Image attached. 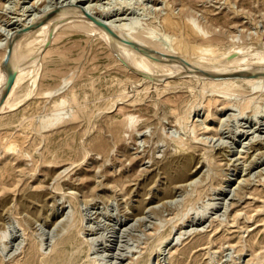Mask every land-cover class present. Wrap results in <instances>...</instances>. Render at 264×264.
Instances as JSON below:
<instances>
[{
	"label": "rangeland",
	"instance_id": "1",
	"mask_svg": "<svg viewBox=\"0 0 264 264\" xmlns=\"http://www.w3.org/2000/svg\"><path fill=\"white\" fill-rule=\"evenodd\" d=\"M71 4L107 28L186 34L203 59L264 44V0H0V44ZM68 27L36 85L19 86L32 94L0 114V264H264V95L202 89L192 73L153 83Z\"/></svg>",
	"mask_w": 264,
	"mask_h": 264
},
{
	"label": "bare ground",
	"instance_id": "2",
	"mask_svg": "<svg viewBox=\"0 0 264 264\" xmlns=\"http://www.w3.org/2000/svg\"><path fill=\"white\" fill-rule=\"evenodd\" d=\"M78 2L77 4H79ZM67 7H68L67 9L63 8L64 10L62 11H58V12L55 11L56 13L54 14L50 13V15H47L46 18L44 17L45 19H42L40 21L37 20L38 22L36 21V23L33 22L32 23L33 25H31L27 29L25 28V32L23 31L24 29L22 30L23 31L22 34L18 35L17 31L14 32L16 34H13V35L9 34L8 37H5L6 43L3 42L2 44H0V50L2 51V53L0 52V114L10 113L16 110L18 105L21 102H23V99H25L26 97H29V95L32 94V93L27 94V95L25 94L26 96L21 99L22 96L19 97V94H18L19 86L22 85L26 79L30 80L29 81L30 88L36 85V76H37L36 75V71H37L36 63L39 62L38 58L42 54V50H44L43 48L45 46H48L52 42L51 36L53 35V33L56 31V29L59 26H63V28L69 26L68 27L69 29L74 28L76 30H81L83 29V26H84L85 28L88 29V32L92 33L95 37L101 40L106 46H108L112 50V52L116 54V56L118 57L117 59H119L125 65L126 68L132 70L136 74L138 73L142 75L144 78L151 79L153 83L157 81L162 84H165L167 83L165 81L167 77L180 79L192 73L189 76L194 77L196 81L194 82L196 84H201L202 89L208 86H211L212 89L215 90V92H218L219 94H223V95L236 94V95L246 97V95L250 94L252 91L260 94V96L264 95V44H260L259 46L256 45V47H253L251 49L240 48L238 52L235 51L236 53L227 54V56L225 57V60L223 59L224 57L220 58V56H217V55L213 56L212 55L213 51L211 50H201L203 53L200 54V56H202L204 53L206 55L211 53L212 55V56L208 55L209 57H206L207 59H203L200 57H196L195 55H192L191 53L190 54L188 53V51L191 48H190L189 40H187L186 38V34H182L180 37H178V40H173V41H176L174 43L172 41V38H170L169 36L165 34H161L160 36H157L152 31L146 33L134 23H131L129 26H126L124 24L122 26L115 27V28H107V27H104V25L102 26L101 23L99 24L95 18L93 20L91 16L87 17L89 15H86L83 9L79 8L78 5L73 6L71 4V5H68ZM172 19H173L172 17L170 18L166 17L163 19V24L165 25L166 29L168 28L171 29V27L174 24H177V22L172 21ZM84 30L86 31V29ZM63 31H66V30H63ZM181 31H183L182 28H181ZM207 37H208L207 35H203L202 40L207 41ZM237 54H239L238 57H236ZM52 55L53 54H51V56ZM206 55H203V56H206ZM118 63L120 62L118 61ZM28 65L30 66L31 71L24 70L26 67H28ZM16 66L18 67L19 72L16 75H13L12 69ZM192 70H196V72H192ZM42 75L43 74H41L40 76ZM210 77L216 78V80L209 81L205 79V78L208 79ZM163 78L165 79L163 80ZM209 82H211V84H209ZM26 84L27 83H25V85ZM23 86L24 85H22V87L20 88H23ZM207 89H209V87ZM59 91H61V86H59L56 89V92H59ZM21 92H23L22 89H21ZM63 104H65V100L61 99L59 100L56 106H60V105L63 106ZM238 108L240 112L239 114L242 115L244 114L245 111L250 109V105L249 103H244V104L238 105ZM260 112L261 111L259 109L252 108L253 115H257ZM53 120H54L53 118L47 117V119L44 120L43 123L44 125L47 126V125H50L53 122ZM186 120L187 119L185 118L184 121ZM200 143H204V141L200 140ZM7 148L8 150H14L13 146L8 145ZM224 181L225 180H223L222 184H220L218 187L219 194L222 193L221 188H223L222 186H223V183H225ZM191 183L192 182H190V184ZM70 205L72 206V203ZM74 210L76 211V209ZM73 216L76 217L75 215ZM76 219L77 217L75 218V220ZM4 224H1L2 229H3L2 234L4 236L3 237L0 236V240L4 242L5 244L4 247L5 249H7L9 248L8 247L9 243L7 244V239L9 237L6 236V233L8 232L9 236H11L12 234L10 231L6 230ZM74 225H77V224L74 223ZM15 238L11 239V241L14 242L17 239ZM22 244L23 243L18 244L17 248L15 249L16 253L18 252V250L23 249ZM13 248L14 247L12 246L10 248V251ZM19 255H20V252H19ZM41 256H44V254Z\"/></svg>",
	"mask_w": 264,
	"mask_h": 264
}]
</instances>
